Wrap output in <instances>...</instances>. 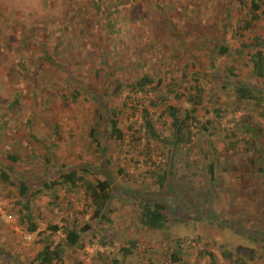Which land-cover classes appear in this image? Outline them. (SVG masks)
I'll list each match as a JSON object with an SVG mask.
<instances>
[{
	"label": "rangeland",
	"instance_id": "obj_1",
	"mask_svg": "<svg viewBox=\"0 0 264 264\" xmlns=\"http://www.w3.org/2000/svg\"><path fill=\"white\" fill-rule=\"evenodd\" d=\"M99 5L96 12L93 0H0V173L8 171L11 177L5 184L0 180V264H30L41 249L34 244L37 232L57 226L53 239L59 242L65 239L63 230L88 224L93 230L76 245L69 236L66 263L178 264L171 263L170 255L179 239L178 261L211 264L213 254L221 264H264V155L245 151L229 156L216 186L207 175L214 157L208 142L220 160L226 159L222 137L228 118L216 117V108L234 102L237 81L260 84L252 76L247 52L239 56L234 49L263 34L264 18L240 38L236 34L249 14L235 0H100ZM118 7L122 12L110 18L116 23L109 26L108 11ZM221 42L229 46L230 55L212 53ZM144 73L161 80V90L169 97L165 104L158 101L150 107L141 95L126 99L127 85ZM221 76H229L225 89ZM119 84L121 92L115 95ZM171 84L173 92L167 93ZM194 85L204 90L196 116L202 124L212 123L209 133L199 122L193 127L191 143L173 155L168 180L164 172L171 146L163 141L172 128L161 113L168 105L191 109L186 95ZM258 96L260 107L229 115V127L235 125L233 118L242 126L250 115L262 133L257 142L264 146V93ZM128 105L136 108L133 123ZM143 108L153 117L159 139L145 134ZM114 111L125 136L119 142L109 137L105 125L110 118L106 113ZM133 136L139 138L135 143ZM104 155L111 156V165L124 161L126 172L118 184L141 195L113 191L110 224L93 219L83 189L58 188L53 193L43 187L73 167L84 172L85 180L115 184L113 165L110 173L101 164ZM22 183L35 194L28 213L18 199ZM143 195L164 206L166 232L141 229ZM31 222L38 224L36 233L28 230ZM132 243L135 247L123 258L122 250H130ZM222 246L231 251L230 261L224 260Z\"/></svg>",
	"mask_w": 264,
	"mask_h": 264
},
{
	"label": "trees",
	"instance_id": "obj_2",
	"mask_svg": "<svg viewBox=\"0 0 264 264\" xmlns=\"http://www.w3.org/2000/svg\"><path fill=\"white\" fill-rule=\"evenodd\" d=\"M96 8V12H99L100 0H93ZM238 4L239 8L244 14H249L248 18H246L243 28L236 34L240 38L242 37V32H249L252 29V26L255 22L264 18V0H235ZM86 12V11H83ZM108 15V25H115L113 19H110L116 13L122 12V8H114ZM111 20V22H110ZM55 49L58 52L61 51L62 45L57 43L55 45ZM247 52L249 57V63L251 65V73L252 76L256 80L260 81V84H245L243 82L237 81L234 86V91L236 94V99L230 105L227 103H223V105L218 106L215 111V116L219 118H228L227 126L225 128V135L222 137V141L224 144V148L222 150V156L226 159L220 160V154L217 152L216 148L213 147L212 143H209V153L214 155L212 160L209 161L207 166V175H209V181L212 185H215L220 181L219 171L224 169L227 166V162L229 161V156L237 157L240 154H245V151L258 155H264V146H260L259 142H257L258 135L262 134L259 126L255 125L251 122V116L246 115L245 121L243 125L240 126L238 121L232 119V122L235 123L232 127H229V115L232 117L236 116L239 112H249L254 111L256 107H260V97L258 96L264 93V29L262 35H256L251 38V42H242V45L238 49H234V53L241 56L244 52ZM212 53L219 54L220 56L230 55L229 46L221 42L217 48H215ZM25 62L22 60L20 64V69L24 70ZM230 76L236 77L233 75L232 70H230ZM221 85V89H225L226 86H229V76L220 77L219 79ZM235 81V80H233ZM161 80L151 78L145 73L136 81L131 82L127 86H129V91L127 92V100L131 99L132 96H147V100L149 102L150 107H156L157 102H163L161 104H165L167 101L166 91L163 92L161 90ZM122 85L119 84L115 88L114 94L117 95L121 92ZM174 85L168 86L167 93H172V88ZM204 90L198 86L194 85L187 89L186 102L191 103L192 107L184 108L182 106L168 105L165 107L164 111L161 113L164 117H166L170 123L172 132L171 135L163 141L165 144L171 146L170 154H168L169 160V168L164 172L165 178H170L171 176V168L173 155L176 154L180 149L186 148L189 143H191V139L196 135L193 132V127L198 126V124L204 130L208 131V126L211 125L212 120H206L204 124H202L201 120H198L196 116L197 107L203 99ZM177 99L182 96H176ZM159 104V103H158ZM134 111L136 108L133 107ZM124 110V108H123ZM107 112L106 114L110 116L108 117V121H106V126L109 129V137L111 139L116 140L117 142L123 141L125 136L123 132L118 127V122L115 119L116 111ZM261 115V114H260ZM142 126L145 129V134L149 135L152 139H159V135L156 132L155 122L153 117L149 114V111L146 108H143L142 114ZM243 120V118H241ZM199 122V123H198ZM198 123V124H197ZM141 132V130L137 131V135ZM211 135L213 133H210ZM250 134L249 139L247 140V135ZM133 136L131 141H138L139 138H135ZM135 143V142H134ZM243 146H242V144ZM245 147V149L241 148ZM248 153V154H250ZM261 153V154H260ZM11 160L16 161V158L11 157ZM245 168V167H244ZM0 180L5 184L11 180L10 174L8 171H1ZM222 181V180H221ZM13 184V181H12ZM43 187L47 191L56 192L58 188H64L68 192L76 191L78 188L84 190V194L88 196L90 199L89 206L92 209L93 219L96 222H105L106 224L111 223V214L109 210V204L112 199V190H111V182L108 179L97 180L96 182H91L90 180H85L83 176L79 175L78 170L76 168L69 169L59 175L58 178H54L48 182L43 184ZM161 189L164 188V184L161 183ZM18 191V199L21 206H24L26 212H29V206L31 204V198L35 196L34 193L31 192V189L27 184H20ZM52 193V192H51ZM139 196H141L139 194ZM142 199H144V204L140 209V215L138 218L139 225L141 229H145L147 231H155V232H166L168 230V219L165 216V208L162 204L149 199L148 196L143 195ZM25 201V202H23ZM27 213L21 216L20 221L24 223L25 218H27ZM28 230L32 233H36L38 231V224L36 222H31L28 225ZM93 230L91 225H86L84 228L80 230H76V227L73 230L65 229L63 230V235H65V239L59 242H55L53 239L56 234L59 232V228L57 226H53L48 229L47 232H37L36 240L34 244L41 245L40 251L37 253L36 257L30 261V264H70L65 262V257L67 255V248L70 243L68 242V238L70 235L74 236V244L78 243L79 238L82 236H86L90 231ZM96 235L94 234V236ZM175 245L178 247L176 251L171 253V263L178 264H192L188 261H178V257L182 253L181 241L179 239L175 240ZM225 246V245H224ZM222 246L221 254L226 261H230L232 259V253L230 250L224 249ZM135 247L134 243L130 245V250H122L123 258L127 257L132 249ZM204 253L200 252L199 257H203ZM211 257V264H221L220 260L215 257L213 254H209ZM121 262L118 260H113V264H120Z\"/></svg>",
	"mask_w": 264,
	"mask_h": 264
},
{
	"label": "crops",
	"instance_id": "obj_3",
	"mask_svg": "<svg viewBox=\"0 0 264 264\" xmlns=\"http://www.w3.org/2000/svg\"><path fill=\"white\" fill-rule=\"evenodd\" d=\"M111 158V156L109 155V156H106V155H104V157H103V161L101 162V164H102V166H105V170L107 169H109L112 165H113V168H112V171H114V172H116V175L118 176V178L117 179H115L114 181H115V184H113V183H111V190H112V193H113V191H114V194L115 195H117V193L118 192H121L122 190L125 192V191H127L128 189L126 188V187H124L123 185H121V184H118V182L121 180V178H123L124 177V174H125V167H127V165H125V163H124V161L123 160H120V161H115L112 165L110 164V161L108 160V159H110ZM123 158V157H122ZM119 162H121V164L119 163ZM80 168H82V167H84V166H79ZM74 168V167H73ZM73 168H71V169H73ZM78 169V168H77ZM82 172V171H81ZM106 172H110V170H108V171H106ZM79 173V175H82V174H80V172H78ZM102 173L103 174H105V172L103 171V172H99V171H94V174H101L102 175ZM110 173H112V172H110ZM109 173V174H110ZM83 176V175H82ZM111 182V181H110ZM114 185V186H113ZM133 190H128L127 192H122L121 194H126V195H128L129 194V197H131V196H135V197H138L139 196V193L140 192H137V191H134V192H132ZM128 193V194H127ZM121 194H119V196L121 195ZM119 196H118V198H119Z\"/></svg>",
	"mask_w": 264,
	"mask_h": 264
},
{
	"label": "built area",
	"instance_id": "obj_4",
	"mask_svg": "<svg viewBox=\"0 0 264 264\" xmlns=\"http://www.w3.org/2000/svg\"><path fill=\"white\" fill-rule=\"evenodd\" d=\"M147 98V97H146ZM134 106H131L129 107L126 106L125 110H127V112L129 113V119H130V123H133L134 122V119H137V117L135 118L134 115H135V111L134 112H131L130 109H132ZM141 122H142V118H141Z\"/></svg>",
	"mask_w": 264,
	"mask_h": 264
}]
</instances>
